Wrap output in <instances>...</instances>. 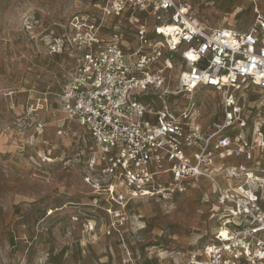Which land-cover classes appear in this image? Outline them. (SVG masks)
<instances>
[{"label": "built area", "instance_id": "1", "mask_svg": "<svg viewBox=\"0 0 264 264\" xmlns=\"http://www.w3.org/2000/svg\"><path fill=\"white\" fill-rule=\"evenodd\" d=\"M197 2L92 1L96 15L74 16L66 47L78 49L60 108L92 140L88 169L112 201L197 190L218 214V245L187 264H264V102L250 95L264 92V13L244 33L213 29ZM202 89L221 95L222 116L210 125L193 102Z\"/></svg>", "mask_w": 264, "mask_h": 264}, {"label": "rangeland", "instance_id": "2", "mask_svg": "<svg viewBox=\"0 0 264 264\" xmlns=\"http://www.w3.org/2000/svg\"><path fill=\"white\" fill-rule=\"evenodd\" d=\"M92 1L0 0V264H187L218 245V214L197 190L112 201L88 169L92 140L60 108L78 49L66 47L74 16L96 15ZM197 1L198 19L213 29L244 33L264 13V0ZM115 22L133 38L127 22ZM250 95L264 102L263 91ZM193 102L205 125L222 116L214 90ZM37 122L46 124L40 133Z\"/></svg>", "mask_w": 264, "mask_h": 264}, {"label": "bare ground", "instance_id": "3", "mask_svg": "<svg viewBox=\"0 0 264 264\" xmlns=\"http://www.w3.org/2000/svg\"><path fill=\"white\" fill-rule=\"evenodd\" d=\"M222 236H223V237H227V231H226V230H223V231H222Z\"/></svg>", "mask_w": 264, "mask_h": 264}]
</instances>
